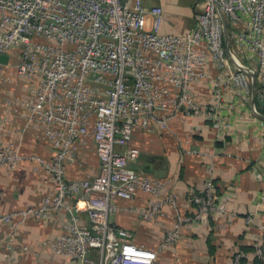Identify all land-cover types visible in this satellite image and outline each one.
I'll use <instances>...</instances> for the list:
<instances>
[{"label":"built area","instance_id":"built-area-1","mask_svg":"<svg viewBox=\"0 0 264 264\" xmlns=\"http://www.w3.org/2000/svg\"><path fill=\"white\" fill-rule=\"evenodd\" d=\"M162 13L142 0H0V57L7 56L0 61V167L29 160L53 181L41 204L0 214V225L14 232L62 211V231L43 242L52 254L75 264H155L158 252L180 240L183 225L212 214L235 216L217 193L210 166L203 189L191 194L194 211L179 214L174 195L160 198L163 181L129 168L139 156L129 142L135 130L165 129L178 115L204 117L220 139L236 134L233 99L248 101L254 93L264 104V0H204L183 34L161 33ZM202 85L205 103L196 94ZM251 112L260 113L255 104ZM21 114L25 121L15 126L13 117ZM24 130L46 138L48 160L20 152L12 138ZM85 137L94 141L98 171L67 180L65 161ZM137 192L154 199L139 212L144 220L166 204L175 211L155 249L110 222L114 200ZM253 253L262 259L259 242ZM230 264L255 263L236 251Z\"/></svg>","mask_w":264,"mask_h":264},{"label":"crops","instance_id":"crops-1","mask_svg":"<svg viewBox=\"0 0 264 264\" xmlns=\"http://www.w3.org/2000/svg\"><path fill=\"white\" fill-rule=\"evenodd\" d=\"M203 2L194 1L189 12L183 11L182 0H145L144 4L162 7L161 33L183 34L192 28ZM196 92L201 102H207L206 86H198ZM233 101L235 135L220 139L204 117L185 115L170 120L165 129L156 127L150 132L137 129L132 135L129 145L139 150V156L129 163V168L163 181L160 198L174 195L179 214L194 211L191 194L203 189L208 177L207 166L212 168L211 178L217 193L235 213L231 220L212 214L202 222L183 225L180 240L158 252L155 264H230L236 251H242L249 262L257 260L264 264V255L259 260L253 253L255 242L264 249V121L251 112L252 104L259 112L261 109L253 94L248 101ZM13 119L15 126L22 127L25 116L21 114ZM12 139L19 142L22 154L32 153L46 160L51 157L50 144L40 131L24 130L20 137ZM79 143V151L65 161L67 180L76 176L90 178L98 171L93 139L81 138ZM33 165L23 160L14 169L0 167V214L39 205L50 193L51 176L41 166L33 171ZM153 200L143 192H137L130 199L116 198L117 210L110 221L131 232L137 244L155 249L171 227L175 211L166 204L153 220H144L139 212L146 210ZM249 215L252 223L246 222ZM66 217L65 212H54L46 219H30L14 232L9 225L1 224V263L75 264L73 260L52 254L43 245L62 231ZM81 222L88 224L83 213Z\"/></svg>","mask_w":264,"mask_h":264},{"label":"water","instance_id":"water-1","mask_svg":"<svg viewBox=\"0 0 264 264\" xmlns=\"http://www.w3.org/2000/svg\"><path fill=\"white\" fill-rule=\"evenodd\" d=\"M222 21H223V27H224V40H225V43H227L228 42V35H227L225 20H224L223 17H222ZM6 60H7V56L6 55H2L0 57V61L1 62L5 63ZM253 97H254V93H253ZM257 101H258V104L260 105V107H263V105H264L263 104V100L260 99V98H257ZM257 116L264 121V115L263 114L258 113Z\"/></svg>","mask_w":264,"mask_h":264},{"label":"rangeland","instance_id":"rangeland-1","mask_svg":"<svg viewBox=\"0 0 264 264\" xmlns=\"http://www.w3.org/2000/svg\"><path fill=\"white\" fill-rule=\"evenodd\" d=\"M143 1V3H144V1L145 0H142ZM149 2H157V1H159V0H148ZM183 2H184V5H183V11L186 9L187 11L189 10V9H192V7L194 6V1H196V0H182ZM189 12V11H188ZM241 60H243L242 58H241V56H238ZM111 222V221H110Z\"/></svg>","mask_w":264,"mask_h":264},{"label":"trees","instance_id":"trees-1","mask_svg":"<svg viewBox=\"0 0 264 264\" xmlns=\"http://www.w3.org/2000/svg\"><path fill=\"white\" fill-rule=\"evenodd\" d=\"M260 112H261L262 114H264V109L261 108V109H260ZM255 262H256L255 264H259L257 260H255Z\"/></svg>","mask_w":264,"mask_h":264}]
</instances>
